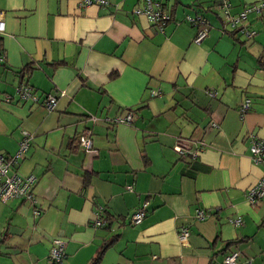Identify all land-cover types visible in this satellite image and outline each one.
<instances>
[{
	"label": "crops",
	"instance_id": "obj_1",
	"mask_svg": "<svg viewBox=\"0 0 264 264\" xmlns=\"http://www.w3.org/2000/svg\"><path fill=\"white\" fill-rule=\"evenodd\" d=\"M151 1L170 15L162 30L133 14L144 0H0V154L29 134L13 172L35 177L34 203L0 200V264H45L53 237L64 241L60 264H88L112 237L98 264H221L232 250L238 264H264V193L245 198L263 169L248 145L264 138V13L241 22L253 31L245 38L218 0ZM259 1L228 0L229 12ZM186 16L206 21L198 43ZM22 83L64 94L47 111L18 99ZM128 111L129 123L110 126ZM87 131L91 148H73ZM176 137L200 147L196 155L179 157ZM143 201L145 215L132 224ZM97 206L107 222L94 227Z\"/></svg>",
	"mask_w": 264,
	"mask_h": 264
},
{
	"label": "built area",
	"instance_id": "obj_2",
	"mask_svg": "<svg viewBox=\"0 0 264 264\" xmlns=\"http://www.w3.org/2000/svg\"><path fill=\"white\" fill-rule=\"evenodd\" d=\"M216 5L223 19L228 23L232 30H235L245 38L251 37L253 31L246 29L241 26V22L249 14H261L264 13V2H252L245 4L242 9L236 13L231 14L229 12L228 0H218ZM107 0H78L79 5H90L95 4L99 6H105ZM135 15H143L151 25H155L158 30H162V27L170 19V15L162 9L159 2H153L151 0H144V4L140 8L133 10ZM187 20L192 25L196 26L195 33L192 37L193 43L200 42L206 36V21L201 16H195L192 18L187 17ZM4 24L2 21V11L0 10V33L3 32ZM234 31V32H235ZM0 57V62L2 61ZM15 93L18 99L23 101H29L31 103H39L47 111L53 110L56 104L57 96H62L64 91H59L57 96L51 93H45L44 95L37 94L30 85L22 83L15 88ZM158 94V90H152L150 95L154 96ZM5 102L10 100L9 95H5ZM249 107L248 99H244L239 107L238 113L241 116ZM131 112H126L125 115L119 117H113L110 122V126L117 123H129L131 121ZM91 121H95V118L90 116ZM212 124L215 123L212 122ZM30 143L29 134L23 133V138L18 144L17 150L10 155L0 154V200L4 201L10 198H18L27 200L28 202L34 203V195L32 193V187L34 184L35 177L31 174L27 176H20L13 172V169L17 163L18 158L26 152ZM189 141L176 137L173 145V151L179 157L196 155V152L200 149L198 146L189 147ZM78 146L84 150H89L92 146L90 133L87 131L84 134L78 136ZM248 154L251 162L256 165H262L263 169L258 179L250 186L245 192V198L249 203H253L259 199L264 193V138H257L254 136L250 137L248 145ZM127 190H131V185H126ZM146 201H143L130 215V222L132 224L139 223L145 215ZM40 209L34 207L32 209L33 215H38ZM196 218H202L204 211L198 209L194 215ZM107 219L102 216V207L97 206L91 220V225L94 227L106 225ZM235 224H239V219L233 221ZM188 235V228L184 225L179 226L176 231V237L180 243L186 241ZM64 241L61 238L53 237L50 241L48 248L45 264H60L64 255ZM238 251L232 250L224 254L221 260V264H238Z\"/></svg>",
	"mask_w": 264,
	"mask_h": 264
},
{
	"label": "trees",
	"instance_id": "obj_3",
	"mask_svg": "<svg viewBox=\"0 0 264 264\" xmlns=\"http://www.w3.org/2000/svg\"><path fill=\"white\" fill-rule=\"evenodd\" d=\"M161 7H162V6H161ZM261 65H263V67H264V62H262ZM29 72H30L29 69L26 67L25 69L20 70L19 74H20L21 77L23 78L24 76L27 77L28 74H29ZM78 136H80V135H78ZM78 136H76V137H75L74 139H72L71 142H70L73 148L79 147V146H78ZM142 156H144V155L142 154ZM102 212H103V209H102ZM102 216H103L104 218L107 219V217L104 216L103 214H102ZM114 240H115V237H114V238L112 237V238L109 239V240H105L104 243L101 244V246L99 247V249H98V251L96 252L95 256L89 261L88 264H98L99 259H100V257H101V254H102L103 250L106 249V248H108V247H110V245L113 244ZM116 264H119V263H116Z\"/></svg>",
	"mask_w": 264,
	"mask_h": 264
}]
</instances>
